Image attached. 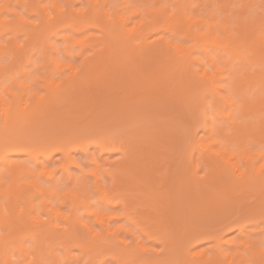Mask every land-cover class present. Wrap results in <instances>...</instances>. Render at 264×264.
<instances>
[{"label": "bare ground", "instance_id": "1", "mask_svg": "<svg viewBox=\"0 0 264 264\" xmlns=\"http://www.w3.org/2000/svg\"><path fill=\"white\" fill-rule=\"evenodd\" d=\"M19 1L27 8V10H25L26 16L16 10H12V15H14L16 20L8 21L3 17V9L12 1L5 0L3 3L2 0H0V32L5 28L7 29L11 25V22L18 21L19 23L23 22L24 24L30 23L27 15L29 16L31 11H34L35 13L39 12L40 2L38 0H33L31 2H28L27 0ZM64 1L70 6V0ZM123 1L126 2V0ZM213 1H218L220 4L222 3L223 16L220 21H213V19H218V13L211 8ZM213 1L199 0V4L194 7L191 6L192 2L188 0L185 2H181L180 0L174 1V5L177 6L174 14L170 9H167L155 14L150 25L142 27L140 22L138 23L136 28L137 42L128 39L132 28H124L121 26L125 23L122 19L124 14L118 15L116 10H113L115 4H113L111 0H95L94 5L91 6L90 9H79V14H81L80 12H85L82 20H77L75 18L79 15L78 13L73 19L67 18L71 13L69 6L67 9L58 7V12L54 16L47 14L48 16L45 18V24L43 27L40 28V24H35V29L31 28L33 30L31 32L33 33L30 31L29 33L33 34V42L36 39H39L46 43L45 36L50 30L59 36L60 30L63 27L84 23L83 21L86 17L88 18L86 24L88 26L98 27L103 33V39L108 40L109 44L103 52H101V50L97 52L95 51L93 56L86 54L83 59L84 70L79 77L68 82L59 90L53 89L50 96H38L36 91L33 90L31 97L37 98L34 102L28 103L24 101L23 98L14 95V89L10 85L4 84L5 67L0 64V112L4 114L3 127L5 128H3L4 130L0 129V185L6 184L5 177L16 176L15 182L11 185H5V189L0 191V233L3 234L0 236V262H3V264H18L15 263L12 258L13 255L11 251L13 249L18 252L21 260H27L28 264H41V255L38 253L37 248H33L32 252H30L21 239L12 236L20 226H23L26 223L27 219H23V217L25 215L28 216L27 208L34 202L37 193L43 198L39 206L40 209L39 207L35 208L36 205H34L31 211L39 210V213L44 214L46 219L40 218L39 215L36 216L37 214H35L33 218L30 216V219L37 221L36 227H34L35 229L31 232L34 238L40 239L45 238L46 236L52 237L56 235V237L61 239L57 240L56 238V240L61 244H65V248L67 249L66 256H71L70 250L72 246L80 248L84 253L88 251V253L91 254V251H97V248L90 249L89 246H87V242L81 236V229L86 222L84 221V217L86 215H92L96 218V215L99 213L90 208L88 205V198L81 200L80 206L84 208L82 213L78 211L79 203L76 204L75 200H71L73 206L71 207L70 213L63 214L57 209L56 201H59L60 205H63L66 197L62 196L58 191L53 190L58 188V186L52 179V175L47 177L45 181L47 185L41 184L35 179L33 181L19 183V177L22 173H28L30 176L36 177L38 172H36L34 168L47 165L57 153H62L65 157V162L64 164L62 163V168L64 167L67 172L69 171V168H67L69 162H71L70 165H78V162L73 161L70 157L72 150L80 149L85 154L89 155L90 151L87 146L88 144L80 143L79 145L72 146V140L75 139L74 137L56 136L57 132L53 130V128L51 129V127L55 125V123H59V121H55L54 123L46 122L44 125H40L41 123L37 124L38 122L36 120L42 122L41 120L46 118V115L48 116V114L66 104L78 89H81L86 85L85 82L87 80L88 82L94 80L95 83L100 84L99 86L101 88L102 86L104 87L109 80L108 75H110L111 72H115L113 78L115 85L116 82H120V80L124 78L122 82L125 87L127 86V91L129 90L128 87L130 89L133 88L134 92L136 90L135 88H137L136 91L138 93H133V95L138 94L141 96L138 88L143 90L148 86L150 88L146 91L149 93L147 94L145 92L147 94V99L151 95L154 96L153 93H155V95H164L163 97L166 100L165 104H167V101L170 102L171 99H173L172 102L169 103H172V106L169 104V106L164 105L165 100L164 102L163 100H160V98L162 99V96L160 97V95L156 96L155 99H148H152L150 102L151 105L152 103L156 104L160 102L157 111L159 107L160 109L161 107H168L166 109H169L168 112L171 113L170 115H172V117L178 115L180 119L176 117L178 119H173V122L171 121L170 124L168 123V119L159 120V123L156 122L157 124H160L161 132H156L154 130L152 132L149 130L151 127H148L149 129H147L146 126L148 125L145 124L146 132L143 133L146 134L145 136H148V138H151L154 142L157 141L160 146L164 147V150L167 151L166 154H169V156L177 158L180 154H184L182 160L185 156L184 160L187 165V168L185 169L189 171L188 176L190 175L189 177L192 178V181L188 180L190 181V184L193 183L191 187L195 185L194 187L197 189H194V187L192 189L195 191L197 190V192H190V184L188 182L189 185L187 184L188 186H185L187 183H185V179V185L181 179L179 180L182 181L183 184L181 185H183V188L186 187L190 190H186L185 188L186 192L189 191L186 193V197L183 194L177 195L173 190H171V193L170 187L166 188V191L156 190L154 187L155 180H157L159 176L162 180L169 177L167 171L163 174L158 173V170L160 172L164 164H166L164 162L160 167L159 164L162 162L160 163L159 161L144 162L142 160L139 161L140 159L137 160V158L125 161L123 171L128 180L116 177L114 173L107 172L106 174L113 179L114 187L111 189V193L107 197L99 192V201L106 203L108 210L112 211L111 213H107L108 219L117 220L118 223L124 221L125 223L118 227H116V224H113L112 228L121 233L122 231L129 229L126 226L130 227L136 225L135 231L138 240L137 245L128 247L122 243L124 240L122 241L121 239H118L119 235H111L108 238L103 239L106 242L105 247H113V258L115 256V259L119 261L120 264H129V262H134L133 264H249V261H251L252 264H264V175H262L260 171L261 166L264 165V159H261V156L264 155V153L260 151L261 147L264 146V143L258 142L252 147H249L243 142L232 144V141H230L229 138H226L227 136L229 137V133L225 132L224 129L221 130L219 125L214 123L213 119L209 118L207 115L204 117L201 124L195 125L194 129L192 128V120L188 121L189 118H184L185 113L188 115V112H193L195 110L192 109L198 104L199 99H201L200 94H202V98L205 100L202 93L205 89L209 91L212 97L210 102L206 100L204 101L208 104H206V107L211 105L214 114H222V117L228 120V124L231 126L230 128L236 129L238 135L243 134L249 129H253V126L240 124V115L246 116V114L256 118L255 122L258 123L259 129L264 131V100L261 99V91L264 89V14H258L255 19L250 20L248 18L250 10L247 13V9H250V6L253 3L256 4L257 2V4H260L261 0H247L244 3L242 10L236 14L238 17L234 24H230V17L227 14V11L230 10L229 5L232 4L231 2L234 0ZM155 3L156 1H154V4ZM108 4L110 7H107ZM147 5L151 4L147 3ZM263 5L264 0H262L261 6L264 7ZM43 7L44 10H46V7ZM188 9H191L193 14L189 13ZM206 9H209L207 15H198L199 11ZM115 13L117 14L115 15ZM42 18L44 17L42 16ZM194 27H198V29L195 30ZM160 29L166 30L170 34V37L164 36L162 42L156 41L154 43V39L151 40L149 36L152 32H159ZM179 36H191L196 42L191 46L184 47L183 54L180 55L179 60H173L168 52L171 49L174 50V48L169 45L168 41H174V39ZM66 39L68 41L74 40L76 43L80 44L86 42L85 39H75L68 36ZM173 44H175V42H173ZM211 45H216L218 47V51L214 56L208 49ZM22 46L23 45L21 44V47ZM51 46L54 50H57L54 45ZM195 48H201L205 52V61L195 55L193 52V49ZM5 49L6 46L0 44V53ZM224 52L227 53L228 59L224 64L219 65L218 61L220 55ZM235 58L239 60L241 66L245 63L248 64V67L251 66L252 68L250 67V70H248V67H244L246 68L244 69L240 66V69L236 65H232L231 63ZM150 61L152 62L150 63ZM153 61L156 63L154 66ZM195 63L201 67L199 68V73L204 72L205 64L214 67L219 66V71L215 77V83L207 82L201 78L197 69L194 68ZM54 64L55 69H60V72H63L64 68L72 63L65 64L54 60ZM149 64L152 67L149 66ZM74 67L75 66L73 65V70ZM150 68L152 69L150 70ZM156 69V72L161 74V77L159 75H153V71ZM136 70L141 73L138 77L132 76L137 75L135 73ZM142 72H144V74H142ZM161 79L164 83H160ZM44 80L46 81V79ZM48 82L51 84L50 80H48ZM146 82L148 83L145 84ZM231 84L238 86L236 92L239 96L244 98V103L240 104L237 102L233 104L229 101L228 105L230 106V111L227 112L222 110L224 108L222 98L226 95V92L220 91V89H227L228 85ZM129 85H133V87ZM28 87V83L25 82L20 85L19 89L21 90L22 88ZM103 87L97 92L98 98L95 97L96 99H94L89 105L86 104L87 109L84 111L82 118L80 117V122L83 121L82 119H86L90 121L92 120V123L96 120L93 115L98 109V111L101 109L102 111L106 110V113L109 115L102 112L103 115L106 114L107 117L110 116V113L112 114L115 109L114 107L118 105H114V103L119 101L123 107L124 104L121 102L123 101L122 98L113 93L111 94V91L108 92ZM133 91L131 90V93ZM8 95L13 97L10 104L6 102V97ZM134 98L142 99L143 97L137 98V96H135ZM144 99H146V97ZM83 101L84 99L80 102ZM111 102L113 103L112 105H110ZM173 102L175 104H173ZM108 103L110 104L107 106ZM129 103L126 102V104ZM31 105V117L36 118L31 125L37 127H31L32 129L27 131L23 129H25L24 126H27V119L29 117H25L23 114H28ZM105 105L106 107L103 108ZM155 106L156 105L149 106L154 109L147 108V112L149 110L151 111L148 113L152 112V109L155 111ZM175 106H177L176 108L178 110ZM137 111L138 110H136V112ZM123 112H121V115ZM142 112L144 111L142 110ZM147 112H145L146 114L141 113L138 116L142 117L143 115L146 116V119L151 118V113L148 114ZM119 113L117 114L121 116ZM135 113L133 114L135 115ZM147 115H150V117ZM102 122L106 123L107 121ZM104 125L106 129L107 123ZM56 126L58 125L56 124ZM72 126L73 125L68 124L65 127L71 129ZM199 127L205 132L215 133L216 136L224 138L222 145L216 148L210 147L211 144L220 145L219 140L214 139L213 135L208 137L210 140H206L203 137L198 139L196 131ZM114 128L116 127H113V129ZM116 130L118 129L116 128ZM188 131H192L189 137L187 135ZM119 139L115 136H108L99 139L94 142L93 145L99 147L102 153L115 152V150L120 148V144L118 143ZM38 142L45 145L44 148L46 147L41 153L42 159H40L33 147ZM196 152L199 155V158H197L199 160L198 163H196L197 160H195ZM216 152H221L225 158L232 156L234 152L240 153L244 156L251 152L253 160H246L247 170L244 178L240 180L236 179L235 167L238 162L233 164L231 168L222 167L215 163L213 155ZM13 155L27 156L32 165L12 161L11 156ZM258 161H261L259 166L256 165ZM198 165L201 167L204 165V172L200 170ZM187 170L185 173H187ZM68 174L71 176L70 173ZM193 179L196 180L197 186ZM127 182L130 187H127L125 184ZM96 184H99L98 181ZM174 184L177 186L180 184V181H176ZM27 185L33 186L37 190V193H33L31 196H26L27 206L25 208H20L19 212L15 214L13 211L19 208L17 200L20 197H25L27 192L24 190V187ZM122 185H126L128 190H140L139 195L143 194L142 197L146 198L145 200L154 206V208H152L156 210H153L154 213L156 212L154 218L150 216L151 214H149V212H144L145 214H143L133 210L135 209V203L139 200V196L130 191L128 193L130 198H128L120 190ZM163 185L164 184H162V186ZM181 185L180 187L182 188ZM181 188L179 189L181 190ZM83 189L85 190V193H87L86 188ZM166 192L170 193L165 194ZM192 193H195L194 197L191 195ZM60 195L61 198H59ZM189 197H191V199ZM169 198L170 200H168ZM166 199L168 201H166L167 204L165 202ZM253 202L254 204H252ZM169 203L171 205L175 203L174 205L176 206V209H172L175 206L168 207ZM118 207L123 208L122 212H119L122 213V215L119 216L115 213ZM167 207L168 209L171 208L170 210L172 213L165 212L164 209H167ZM163 213L168 214L170 218ZM54 215H60L61 217L64 216L67 221V226L63 228V232L61 233L55 230L56 228L58 229V227L60 228V226L53 224L52 221ZM171 216L174 219L171 218ZM152 219L157 222V224L153 225L155 226L154 229L153 226L147 224ZM13 221H16L17 223H13ZM170 221L172 223H170ZM234 230H237L238 233L235 236H229L228 233ZM129 233L132 234L131 231H129ZM176 235H179L178 239ZM93 240L97 241L99 239ZM181 241L185 242L183 243L186 248L182 245L183 243H181ZM197 241H203L201 243L207 242L210 245L203 249H195L198 245ZM112 242H118L121 245L119 246L118 243L112 245L114 244ZM156 243H162L163 249L161 248L158 253L156 252L157 255L154 256V258L141 260V257V262H137L136 259H139V254L136 255V251H143L144 249L151 250ZM114 247H117L119 250L117 248L114 249ZM51 249L52 247H50V250ZM52 252L53 250H51V253ZM33 253L34 257L31 258L30 254Z\"/></svg>", "mask_w": 264, "mask_h": 264}, {"label": "rangeland", "instance_id": "2", "mask_svg": "<svg viewBox=\"0 0 264 264\" xmlns=\"http://www.w3.org/2000/svg\"><path fill=\"white\" fill-rule=\"evenodd\" d=\"M11 1L12 2H10V4H8L7 7L6 6L4 7L3 17H5L6 14H10L12 17H14V15H12V12H11L12 10H16V11L20 12L21 14H23L24 16H26V14H25V10H27L26 6H24V4H22L19 0H11ZM27 1L31 2L33 0H27ZM38 1L40 2V9H39V12H37L39 15L37 13H35L34 11H31L29 16L27 15V17L30 20V23L24 24L23 22L19 23L18 21L11 22V25L7 29L5 28L4 30H2L0 32V44L6 46V49L2 50V52L0 53V64L4 65V67H5L4 84L10 85L14 89V91L16 92V90L20 88V85L22 83L27 82L29 87L28 88H22L21 90L20 89L19 90H20V92L23 93L22 98L24 99V101H26L28 103L34 102L35 100H37V98L31 97L33 94V90L36 91L38 96H42V97H48L52 94V90L54 89V87H53V85L49 84L48 80H50V81L52 80V73L56 70L54 60L63 62L65 64L72 63L75 66V65L80 64L81 62L84 61L83 59L86 56V54L90 55V53H91V56H93L95 51L97 52V51L101 50V52H103L104 49H106L108 44H109L108 40L103 39V37H104L103 33L98 27L88 26L86 24V22L88 20V18H86V17L84 18V21H83L84 23H81V24L78 23L74 26L71 25L69 27H67V26L63 27L60 30L59 36L54 34V32H51V30H50L49 32H47V35L45 36L46 39L44 38L46 40V43L42 42L39 39H36L33 42L32 41L33 34H31V33H33L31 31H33V30L31 28H34L35 24H40V28L43 27L45 24V18H47L48 15L54 16L58 12V9H59L58 7L55 9L49 10V8H47L46 5L56 4L59 6V4H60L65 9H67L69 6L68 4H66V2L64 0H38ZM94 1L95 0H89V1L88 0H76V1L70 0L69 1L70 2L69 7L71 10V13H70L69 17H67V18L73 19V17H75L79 14L78 13L79 9H85V10L90 9L91 6L94 5ZM154 1H156L155 4H154ZM174 1H177V0H126V2H124L123 0H111V2L113 4H115V8L113 10L114 11L116 10L118 15L124 14L125 11L127 10L126 6L129 4L147 5V3H150L151 5L159 6V5H174ZM180 1L185 2L186 0H180ZM188 1L192 2L191 6H193V7L195 5L199 4V0H188ZM246 1L247 0H234L231 2L232 4L229 5L230 10L227 11V14L230 17V24H234L235 20L238 17L236 14L240 10H242L244 3ZM2 2L4 3L5 0H2ZM253 4H255V3H253ZM261 4H262V0H261L260 4L259 3L257 4V2H256L255 5H253V6L251 5L252 7L250 6V9L249 8L247 9V13L250 10L248 13V18L250 20L255 19L258 16V14H261V13L264 14V7H262ZM43 6L46 7V10H44ZM116 6H125V7L121 8L119 11H117ZM107 7H110V5L108 4ZM211 8L216 13H218L217 14L218 19H213V21L222 20V16H223L222 3L220 4L218 1H213ZM76 10H77V12H76ZM170 11H172V10L170 9ZM208 11H209V9L199 11L198 15H201V14L207 15ZM188 12L193 14L191 9H188ZM80 13L81 14H79L77 17H75L77 20H82V18L85 15V12H80ZM117 13H115V15ZM198 15H196V16H198ZM42 16L44 18H42ZM141 18L142 17L137 18L135 20H132V22L130 24H128L127 28H132L133 25L137 26ZM14 19L16 20L15 17H14ZM100 21H102V20H100ZM194 29L197 30L198 27H194ZM29 31L31 33H29ZM34 32H35V30H34ZM157 33L159 35H162L165 37H170L169 36L170 34L164 29H160L159 32H157ZM67 36L73 37L75 39H85L86 42L84 44H80V43H76L74 40L68 41L66 39ZM136 36H137V34H136ZM149 38L151 40L155 39L152 35H150ZM134 41L135 42L138 41L137 37H136V40H134ZM173 42H175V43L176 42H186V44L188 46H191L196 42V40L193 39L191 36H189V37L188 36H186V37L179 36L176 39H174ZM21 44L23 45L22 47H21ZM51 45H54L57 48V50H54ZM208 49L213 56L218 51V47L216 45H211L208 47ZM193 52L195 53L196 56L200 57L202 60L205 61V55L206 54L201 48H195V49H193ZM168 53L170 54V56L173 60H179L180 59V56H178L176 54L175 50L171 49ZM227 59H228L227 53H225V52L222 53L220 55L218 64L219 65L224 64L227 61ZM151 62L152 61H150V63ZM153 63H154L153 64V66H154L156 63H155V61H153ZM231 64L236 65L239 68L241 66L239 64V60L237 58H235ZM145 65H146V63H145ZM207 65H209V64H205V67ZM149 66H151V65L149 64ZM244 67L247 68L248 64L244 63V65H242L241 68H244ZM250 67L251 66H249L247 69L250 70ZM154 68H156V67H154ZM194 68L199 69L201 67L197 63H195ZM246 68H244V69H246ZM151 69L152 68H150V70ZM131 71H130V73H131ZM156 71H157V69L153 71V75H155V76L159 75L161 77V74H159ZM135 73L137 75H132V74L131 75L137 76V77L139 74L141 75V73L138 72L137 70L135 71ZM135 73H133V74H135ZM142 74H144V72H142ZM114 76H115V72L114 73L111 72L110 75H108V77H109V80L107 81L108 84L107 83L105 85L103 84L104 87L101 84V86L103 88H105L108 92L111 91L110 92L111 94L113 93L114 95L121 97L122 100L124 101V102L123 101H121V102L124 105L122 107V104L120 103V101L117 103H114V105L115 104H118V105H116L114 107L115 109L113 108L114 110L112 109L113 113H115V114L112 113L113 114V116H112V114L110 113V116H108L109 118L107 117V115H109V114L106 113V110L102 111V109H101L100 111H98L99 110L98 109L97 111H95V113L93 115L94 118L96 119L93 121L94 123L93 122L91 123L92 120L90 121V120H86V119H82L83 120V121L81 120L82 122L79 121V119H81L82 116L84 115V111L87 109L86 104L89 105L94 99L98 98L97 92L102 88V87L100 88V86H99L100 84L95 83L94 80L90 81V82H88V80H87L85 82L86 85H84L81 89H78L73 94V97L66 104H64L63 106H61L57 110H54L55 112L53 111L52 113L48 114V116L46 115V118L41 120L42 122H39L40 120H36V118L31 117L30 113H31L32 105H31L30 109L28 110L29 111L28 114H23L25 117H29L27 119L28 124H27V126H24L25 129H23V130L29 131L32 128H36L37 126L31 125L32 122L35 120L38 122L37 124L41 123L40 125H44L46 122L54 123L55 121H59V123H55V125L51 124V125H53L51 127V129L53 128V130H55L57 132L56 136L59 135V137H62V136L74 137L75 139L72 140V146L79 145L80 143L88 144L87 146L89 147V151H90L89 155L85 154L80 149L72 150V154L70 157L73 161H77L78 165L77 164H71L70 165L71 162H69L68 164L70 167L67 165V168H69L68 172L66 171V169H64V167L63 168L59 167L52 174V176H53L52 179L57 184V186L66 185L68 187H73V186L79 185L80 195L78 197H76V198L75 197H66L63 205H60V202L56 201L57 209L59 211H61L63 214H69L70 213L71 207L73 206V203L71 200H75L76 204L79 203L78 211L80 213H82L84 211V208L80 206V203H81V200H83L85 198H88V205L93 210H95L99 213L100 212H106V213L112 212V211L108 210L106 203H102L99 201L100 193L98 191H96V188L94 185H91V180H95L96 183L98 181L99 184H105L106 183V184L111 185L113 183V179L106 174L107 172H105L103 174V176L92 177L91 180L86 178V177L90 176V174L93 170H95L97 160L100 163H103L105 166L112 165V169L109 172L114 173L116 177L125 178L126 180H128V179L126 178L124 171H123V165L125 164V161L133 160L135 158H137V160L140 159L139 161L142 160L144 162H149V161L158 162L159 161L160 163L162 162L161 164H159L160 167L164 163H166V164H164V166L162 167V170L160 172L158 170V173L163 174V173H165V171H167L169 177L162 180L159 178L160 176L158 174L159 177L157 176L158 178H157V180H155L156 182H154L155 183L154 187L156 188V190L166 191L165 189L170 187V192H171V190H173V192H175L177 195L183 194L184 196L186 195L187 192L190 191L189 189H187L185 187L186 190H189L186 192L185 188H183V185H181L184 183V179H185V183L187 182L186 185L184 183L185 186H188L190 184V181H192V178L189 177L190 175L188 176L189 171L187 169H185V168H187V165H186L185 160H184L185 156H184V159L182 160L184 154L179 153L181 156L179 155V157H177V158H175L173 156H169V154H166L167 151L164 150V147L160 146L157 141L154 142L153 140H151V138H148V136H145L146 135L145 133H143V132H146V127H147V129H149L151 127V129H149V130H151L152 132H153V130L156 132L157 131L161 132L160 124H157L156 122L159 123V120L168 119L169 120L168 123L170 124L173 119L176 120L179 118V116L178 115L176 116L178 118H176L175 116L172 117V115H170L171 113L168 112L169 109L168 110L166 109L168 107H166V108L161 107V109H163V110H161L159 107V109L157 111V107L160 106L159 105L160 102L156 103V104L152 103L153 106L156 105L155 111L153 110L154 109L153 107H149V106H152L150 103L152 101V99H155V97L159 96V95L161 97L162 94L158 93L159 95H157V94L155 95V93H153L154 96L149 95L150 96L149 98H152V99L148 100L149 98L147 99V94L149 92L147 93V91L149 90L148 88H150V87H148V86L146 87V85H145L146 88H144V89L142 88L145 91L138 88L140 90V91L139 90L138 91L140 92L141 96L138 94L133 95V93H138L136 91L137 88H135L136 90L134 89L135 90V92H134L133 88L130 89L128 87L129 90L127 91V86L125 87V85H123L124 83L122 82V80L124 78L121 79L120 82H116V85H115L114 79H113ZM57 78H59V73L57 74ZM44 79H46V81ZM158 79H160V78H158ZM142 82H144V81H142ZM161 82L164 83V81L162 79L160 80V83ZM147 83L148 82H146L145 84H147ZM129 86H131V85H129ZM131 87H133V85ZM131 90L133 91L132 93H131ZM202 93H203L206 101L210 102L212 100V97H211L208 90L204 89V91ZM132 95L134 97L137 96V98H139V97H143V98L142 99L141 98L136 99ZM200 95H201V99H199L198 104L195 105L192 109V110L195 109L193 111L194 113L191 111L192 113L188 112V115H187V113H185V117L183 115L184 118H189L188 121L192 120L191 123H193V125H192L193 129L195 128V125L201 124L204 120V117H206V115H207L209 118L213 119L214 123L219 125V128H221V130L224 129L225 132L229 133V137L227 136L226 138H229V140L232 141V144H235L237 142H243V143H246L249 147H252L253 145L257 144L258 142L264 143V131H261L259 129L258 123L255 122L256 118H253L249 114H246V116L240 115V124L253 126V129H249V130L245 131L243 134L238 135V132H236V129L230 128L231 126L228 124V120L226 118L222 117V114H218V115L214 114L212 111L213 108L211 105L206 107L207 103L204 102L205 100H203L202 94H200ZM8 96H11V95H8ZM163 96H162V99L160 98V100H163V102H164L165 98ZM145 97H146V99H144ZM82 99H84V101L80 102V101H82ZM166 99H167V97H166ZM172 100L173 99H171L170 102H172ZM126 102L127 103L130 102V103L126 104ZM170 102L167 101V104H165L166 103V100H165L164 105L172 106L171 105L172 103L169 104ZM174 102H173V104H175ZM109 104L110 103H108L107 106ZM112 104L113 103L111 102L110 105H112ZM126 105H128V106H126ZM117 106H118V108H117ZM104 107H106V105L103 106V108ZM176 107L177 106H175V108ZM223 107L224 108L222 110L227 111V112L230 111L229 105L227 107H225V105H223ZM123 108H125V109H123ZM147 108H149V109L153 108L152 112H150L152 115L151 118L146 119L145 118L146 116L142 115L143 118L141 116H138L141 113L146 114L145 112H147V110H148ZM141 109L144 112H142ZM136 110H138V111L136 112ZM48 111H50V110H48ZM118 111L119 112L124 111V112L121 115V112L119 113ZM149 111H151V110H149ZM180 111H181V109H180ZM102 112L106 113L107 115L106 114L103 115ZM117 113H119L121 116H119ZM133 113H135V115ZM150 113H148V114H150ZM3 117H4V114H2V112H0V129L4 128L3 127L4 126ZM118 117H120V118H118ZM148 117H150V115ZM107 119L109 120V122ZM102 121H107L106 122L107 123L106 129H105V125H104L106 123L102 122ZM88 122H90V123H88ZM56 124L58 126L59 125L60 126L58 127V126H56ZM68 124L73 125L71 129H67L65 127ZM145 124L148 126H146ZM113 127H116L119 131L116 130V128L113 129ZM143 129H145V130H143ZM128 132H129V134H128ZM191 132L192 131L187 132L188 137L191 135ZM196 133H197L198 139L199 138L201 139L203 137L206 140H210V139H208V137L213 135L214 139L219 140L220 145H222V143L224 142V138H222L220 136H216L215 133L205 132L201 127H199L197 129ZM231 133H233V134H231ZM108 136H115L118 139L120 138L119 142H118L120 144V148L115 150V152H104V153H102L100 148L96 147L93 144H94V142L98 141L99 139H103V138H106ZM144 137H146V138H144ZM44 146L45 145H43L40 142L36 143L33 146L35 149V152L39 155L40 159H42L41 153L46 148V147L44 148ZM195 157H196L195 160H197L196 163H198L199 160L197 158H199V155L197 152L195 154ZM64 159H65V157L63 156L62 153H57L53 156V158L51 159V161L47 165H44L43 167H40V166L35 167L34 169L36 172H38L40 169H42L46 166L50 167L56 163H61V164L63 163L64 164V162H65ZM11 160L15 161V162H21V163H25L28 165H32V164H30L31 163L30 159H28V157L25 155H21V156L13 155V156H11ZM260 164H261V161H258L256 165L259 166ZM158 169H161V168H158ZM184 169H185V171L187 170V173H185ZM202 172H204V171H202ZM202 172H200V173H202ZM68 173H70L71 176ZM69 176H70V178H69ZM47 177L48 176H40V175L33 177V176H30L28 173H22L21 176L19 177L20 178L19 183L29 182V181H33L35 179L39 183L47 185V183H45ZM15 178H16V176L5 177L4 178L5 182H6L5 185H11L13 182H15ZM179 179H181L183 181V183ZM194 180L195 179H193V181ZM176 181H178V182L180 181V184H178V185H179V188H181L180 187V185H181L183 190H182V188L180 190L178 188V185L176 186L174 184V182H176ZM188 182H189V184H188ZM125 184L127 185V187H130V186H128V182ZM162 184H164V185L162 186ZM195 184H196V180H195ZM5 185L4 184L0 185V191H2V189H5ZM126 185L125 186L122 185L120 187V190L123 194H125L128 198H130L129 197L130 195L128 193L131 191V192H134V194H137L139 196V200L137 201V203H135V206H134L135 209H133V210L136 212L143 213V214H145L144 212H146V213L149 212V214H151L150 216L154 218V214L156 213V212L154 213V211H156V210L152 209V208H154V206H152L150 204V202L145 200L146 198L142 197L143 194L139 195L140 194L139 189L128 190ZM191 185H193V183H191L189 185V187L191 189L190 192H193L195 190H193L192 188L195 185L193 187H191ZM196 186H197V184H196ZM83 188H86L87 193H85V190ZM194 189H197V188L194 187ZM24 190H26L27 194L25 195V197H20L17 200L19 208L15 209L13 211L15 214L19 212L20 208H25L27 206L26 196H31L33 193H37V190L33 186H30V185L25 186ZM195 192H197V190ZM167 193L168 192H166L165 194H167ZM173 195H175V194H173ZM191 195L194 197L195 193H192ZM170 196H171V194H170ZM180 196H182V195H180ZM191 197H189V198L191 199ZM59 198H61V195ZM42 199H43L42 196L39 193H37L35 198H34V202L31 203L30 206H28V208H27V210H28L27 215L29 216V218L26 215L23 217V219H27L28 221L26 220V223L23 226H20L17 229L16 233H14L12 235L17 239H21L23 241L24 245H26L27 249L30 252H32L33 248H37L38 253H40V255H41V260H40L41 264H61L62 258H63V264H84L85 260H87L88 264H120V262L115 259V256L113 258V255H112L113 254L112 253L113 247H111L112 250L110 247H105L106 242L103 239H99L97 241L93 240L92 238H90L87 230L83 227L81 229L82 230L81 236L87 242V246H89L90 249L97 248V251H91V254H89L88 251L84 253L80 248H78L76 246H72L71 250H70L71 256H66L67 249L65 248V244H61L59 241H57V240H61V239L56 237V235H54L52 237L46 236L45 238H40V239L34 238V236L31 234V232L35 229L34 227H36L37 221L34 219H30V216L33 218L34 215L37 214L36 216L39 215L40 218H42V219H46L45 218L46 216L42 213H39V210H35V211H31V210H32L34 205H36L35 208L39 207ZM168 200H170V198ZM186 200H188V199H186ZM166 201H167V199L165 200V202ZM175 201H177V200H175ZM167 202H166V204H167ZM174 204L171 205L169 203L168 207H170V206L173 207V206H175ZM252 204H254V202ZM168 207H167V209H164L165 212L167 211L166 213L171 212V210H170L171 208L168 209ZM39 209H40V207H39ZM122 209L123 208L118 207L117 211H115V213L122 212ZM172 209L173 210L176 209V206ZM157 212H158V209H157ZM162 212H163V210H162ZM140 213H138V214H140ZM166 213H163V214L167 215L170 218V216ZM174 214H176V213H174ZM171 218H173V217L171 216ZM174 218H175V215H174ZM95 220H96V218L92 215H86L84 217V221H86L87 223H93ZM172 221H174V220H172ZM52 222H53V224H55V225L57 224L58 226H60V228L58 227V229L57 228L55 229L59 233L63 232V228H65L67 226V221H66L64 216L61 217L60 215H54ZM154 222H155V220L152 219L147 224L151 225V226H153L154 224H157V222H155V223ZM13 223H17V222L13 221ZM170 223H172V222L170 221ZM123 224H125L124 221L119 222L118 224H116V227L121 226ZM126 227L130 228L132 226H130V227L126 226ZM154 228H155V226H153V229ZM135 230H136V228H135ZM237 233H238V231L234 230L228 234H229V236H235ZM176 236L178 239L179 235H176ZM131 237H132V234H130L128 229H127L125 231H122L121 234H119L118 239H121L123 241V240L131 238ZM56 238H57V240H56ZM183 242L184 241H181V243H183ZM186 242H188V241H186ZM199 242H200V244H199ZM199 242L197 241L198 245L196 246L195 249H203V248H206L207 246L210 245L207 242H204V243H201L203 241H199ZM112 243H114L112 245H115L118 242H112ZM184 243L182 245H184ZM161 244L162 243H156L155 246L153 245L154 248L151 250H147V251L138 250V251H136V255L139 254V259H136L137 262L138 261L141 262L142 259L154 258V256L157 255L158 251L161 248L163 249V244L162 245ZM118 245L120 246L121 244L118 243ZM118 245H116V246L118 248H120ZM50 247H52V249H51V250H53L52 253H51ZM117 247H114V249H116ZM184 247L186 248L185 245H184ZM121 248H122V246H121ZM11 253L13 255L12 258H13L15 263H18L19 261H21V258L19 256L18 252L14 251L12 249ZM30 257L33 258L34 253L30 254ZM140 258H141V260H140ZM24 261H26L28 264L27 260H24ZM133 263L134 262H132V263L129 262V264H133Z\"/></svg>", "mask_w": 264, "mask_h": 264}, {"label": "snow or ice", "instance_id": "3", "mask_svg": "<svg viewBox=\"0 0 264 264\" xmlns=\"http://www.w3.org/2000/svg\"><path fill=\"white\" fill-rule=\"evenodd\" d=\"M7 7V6H6ZM47 8H49V10L55 9L57 7H63L62 5L58 6L56 4H49L46 5ZM117 7V11H119L121 8H124L125 6H116ZM127 10L124 13V16L122 17V19L125 21L124 24H122L121 26L124 28H127L128 24H130L132 22V20H135L137 18H140V25L143 26H147L150 25L153 19V16L155 14H158L160 12H162L163 10H167V9H171L172 13L174 14L176 12V5H144V4H129L126 6ZM5 19L8 21H12L14 19V17H12L10 14H6L5 15ZM136 25L132 26L131 34L128 36L129 40H136ZM142 30V28H141ZM151 35L155 38L154 39V43L156 41H163L164 40V36L159 35L157 32H152ZM169 45L171 47L174 48L176 54L178 56L183 54V49L184 47H188V45L186 44V42H176L175 44H173L172 40L168 41ZM91 55V53H90ZM84 70V62H81L80 64L75 65L74 70H73V65L69 64L67 65L66 68H64L63 72H60V69H56L53 73H52V80L50 81L51 85H53L54 90H59L60 88L64 87L68 82L76 79L79 77V75L82 73V71ZM219 71V66H212V65H207L205 67V70L203 73H199V69H197V72L200 74L201 78H203L205 81L207 82H211V83H215V77L217 75ZM59 73V78H57V74ZM238 86L235 84H231L228 85L227 89H220V91H225L226 95L222 98L225 107L228 106L229 101L233 104L239 102L240 104L244 103V98L239 96L236 92V88ZM14 95H17L19 97L22 98L23 93L20 92L19 89L16 90V92L14 93ZM12 96H7L6 97V102L7 101H11L12 100ZM261 99L264 100V89H262L261 91ZM218 146V144H211L210 147L211 148H216ZM260 151L262 153H264V146L261 147ZM261 159H264V155L261 156ZM213 160L215 163L221 165L222 167H226V168H231L233 166V164H235L236 162H238L239 164L243 165L245 168L247 167L246 165V161L244 159V155L240 154V153H233L232 156H229L227 158H225V156L221 153V152H216L213 155ZM253 160V156L252 153L249 152L248 153V159L247 161H251ZM198 167L200 168L201 171H204V167H201L200 165H198ZM261 174L264 175V165L261 166ZM103 176V174L101 175ZM89 180L92 179V177H88ZM77 188H79V185H76ZM106 187H108L106 185ZM64 188L65 185H60L58 186V188L53 189L54 191H58L62 196L64 197H72V195L70 193H66L64 192ZM109 196V195H108ZM107 197V196H105ZM122 215V213H117V216ZM107 217V213L106 212H100L96 215V218H101L102 219V223H106L109 226H112L113 224H118L117 220H113V219H108V218H104ZM95 223V221L93 222ZM97 227H99L100 225H96ZM128 231L132 232V237L125 239L123 241V244L128 246V247H132L134 245L138 244V240L136 238V231H135V225H132L131 228L128 229ZM121 233H119L116 229H114L112 235H119ZM3 234L0 233V236H2ZM144 251H147V249H144ZM202 255V253H201ZM0 264H3V262H0ZM18 264H27L26 261L21 260L18 262Z\"/></svg>", "mask_w": 264, "mask_h": 264}, {"label": "clouds", "instance_id": "4", "mask_svg": "<svg viewBox=\"0 0 264 264\" xmlns=\"http://www.w3.org/2000/svg\"><path fill=\"white\" fill-rule=\"evenodd\" d=\"M7 103L10 104V101H7ZM245 161L248 159V154L244 156ZM63 165L61 163L53 164L52 166L44 167L38 171V175L40 176H50L53 174V172ZM112 169V165L105 166L103 163H100L98 160L96 161V168L93 170L88 177H99L105 172H109ZM246 168L241 165L237 164L235 167V173H236V179L240 180L244 178V175L246 173ZM86 177V178H88ZM91 185H94L96 188V191L100 192L104 196H108L111 193V189L114 187V182L112 185L109 184H96L95 180H91ZM106 185L108 187H106ZM64 192L70 193L72 197H78L80 195L79 188L76 186L68 187L65 185ZM107 218V217H104ZM100 225L97 227L96 225ZM83 227L87 230L90 238L92 239H105L112 235L114 229L112 226L107 225L106 223H102L101 218H96L95 223H87L85 222L83 224ZM61 264H63V258L61 259ZM84 264H88L87 260L84 261ZM249 264H252L251 261H249Z\"/></svg>", "mask_w": 264, "mask_h": 264}]
</instances>
